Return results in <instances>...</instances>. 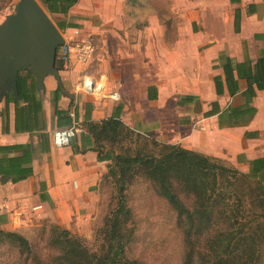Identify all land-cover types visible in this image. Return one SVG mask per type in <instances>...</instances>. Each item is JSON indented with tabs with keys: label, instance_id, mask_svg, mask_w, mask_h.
<instances>
[{
	"label": "crops",
	"instance_id": "obj_1",
	"mask_svg": "<svg viewBox=\"0 0 264 264\" xmlns=\"http://www.w3.org/2000/svg\"><path fill=\"white\" fill-rule=\"evenodd\" d=\"M134 3L78 0L67 14H52L65 37H91L92 59L59 69L60 85L47 75L44 92L29 86L18 104L0 101V229L49 221L87 234L109 160L93 149L86 122L109 117L220 159L264 186V88L236 70L228 83L224 73L228 60L253 67L264 55V0H150L153 11L168 9L177 20L142 28L124 21ZM84 75L104 79L103 91L119 99L80 91ZM73 122L76 137L56 147L52 131Z\"/></svg>",
	"mask_w": 264,
	"mask_h": 264
},
{
	"label": "trees",
	"instance_id": "obj_2",
	"mask_svg": "<svg viewBox=\"0 0 264 264\" xmlns=\"http://www.w3.org/2000/svg\"><path fill=\"white\" fill-rule=\"evenodd\" d=\"M38 1L48 14H67L78 0ZM237 23L236 20V28ZM57 26L64 28L61 22ZM56 68L62 69V62L57 59ZM234 70L258 88H264V55L253 67L250 61L235 64L226 61L224 73L228 83ZM29 78L33 79L31 85ZM214 80L219 92V80L216 77ZM17 86L19 100L7 93L4 97L7 103L18 104L25 99L29 86L35 90L34 77L29 71L19 73ZM86 129L93 137V149L99 157L102 153L96 145L103 139L117 142L134 135L143 139L142 147L134 154L107 153L103 157L109 163L101 182L111 176L117 192L115 205L98 230L99 246L91 250L81 236L54 223L42 224L31 241L17 231L0 229V245L11 248L18 260L23 258V264H150L126 255L132 231L128 225L131 212L125 186L137 173L150 182L154 193L176 214V225L183 236L181 264L261 263L264 186L258 180L220 159L142 136L118 118L87 121ZM149 146L153 151H146Z\"/></svg>",
	"mask_w": 264,
	"mask_h": 264
},
{
	"label": "rangeland",
	"instance_id": "obj_3",
	"mask_svg": "<svg viewBox=\"0 0 264 264\" xmlns=\"http://www.w3.org/2000/svg\"><path fill=\"white\" fill-rule=\"evenodd\" d=\"M18 0H0V23L5 16L13 12L14 5ZM135 4L131 17L124 19L126 23H135L137 28L147 27L156 21L169 25L176 18L168 9H162L157 13L150 7V0H130ZM137 2V5H136ZM55 23L54 15L48 14ZM153 22V23H152ZM56 24V23H55ZM156 25L154 24V27ZM153 30L152 32H156ZM169 32L168 30L166 31ZM164 36L167 38L168 34ZM62 68L63 64H62ZM27 71H24L26 73ZM104 79H102V83ZM143 139L135 135L117 142L110 139H103L99 142L98 149L102 155L105 154H134L143 145ZM153 151L149 146L146 151ZM117 184L111 176L103 178L100 189V203L95 219L90 224V230L86 235L79 234L77 231L71 232L84 239L85 244L91 249L96 250L99 246L98 230L103 225V219L113 209L116 200ZM126 202L130 209L129 227L132 231V240L126 248V255L129 258H138L150 264H181L183 257V236L176 225V214L165 202L163 198L157 196L150 186V182L145 177L137 173L125 186ZM191 205V201L187 204ZM49 226V221L44 222ZM56 224V223H54ZM41 226V225H40ZM38 227H29L17 231L30 241L36 237ZM262 261L264 264V245ZM11 248L0 245V264H23V258H16Z\"/></svg>",
	"mask_w": 264,
	"mask_h": 264
},
{
	"label": "water",
	"instance_id": "obj_4",
	"mask_svg": "<svg viewBox=\"0 0 264 264\" xmlns=\"http://www.w3.org/2000/svg\"><path fill=\"white\" fill-rule=\"evenodd\" d=\"M63 42L58 26L38 0H18L0 23V101L7 93L19 100L17 80L24 71L34 77L37 90L45 91L47 75L60 85L56 53Z\"/></svg>",
	"mask_w": 264,
	"mask_h": 264
},
{
	"label": "built area",
	"instance_id": "obj_5",
	"mask_svg": "<svg viewBox=\"0 0 264 264\" xmlns=\"http://www.w3.org/2000/svg\"><path fill=\"white\" fill-rule=\"evenodd\" d=\"M64 42L57 48L56 59L61 61L64 68H67L74 58L77 63H86L92 59L94 55V43L91 37H86L83 40L74 42L70 37H65ZM104 84L101 78L94 80L89 75L82 76V79L77 84L80 91L91 94L95 97H108L113 100H118L117 93H105L103 91ZM78 125L73 122L67 127L54 129L51 133L52 143L56 147H64L71 143V140L76 137L78 133ZM1 177V176H0Z\"/></svg>",
	"mask_w": 264,
	"mask_h": 264
}]
</instances>
